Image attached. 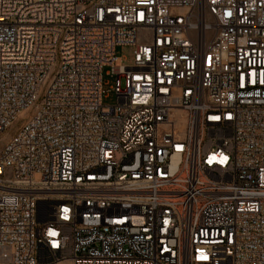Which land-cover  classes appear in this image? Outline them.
Returning a JSON list of instances; mask_svg holds the SVG:
<instances>
[{
	"label": "built area",
	"instance_id": "built-area-1",
	"mask_svg": "<svg viewBox=\"0 0 264 264\" xmlns=\"http://www.w3.org/2000/svg\"><path fill=\"white\" fill-rule=\"evenodd\" d=\"M0 264H264V0H0Z\"/></svg>",
	"mask_w": 264,
	"mask_h": 264
},
{
	"label": "rangeland",
	"instance_id": "rangeland-1",
	"mask_svg": "<svg viewBox=\"0 0 264 264\" xmlns=\"http://www.w3.org/2000/svg\"><path fill=\"white\" fill-rule=\"evenodd\" d=\"M134 49L132 47H118L117 55L122 57L126 63H130L133 60ZM108 69L104 70V105H114L116 104V94L111 91L113 85L115 84V79L108 77L106 75ZM14 130H9L4 135V138H8Z\"/></svg>",
	"mask_w": 264,
	"mask_h": 264
}]
</instances>
